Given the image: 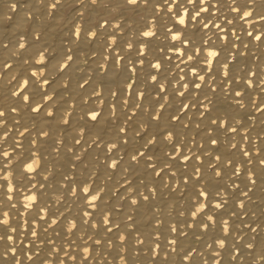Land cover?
Here are the masks:
<instances>
[{
	"label": "snow or ice",
	"instance_id": "1",
	"mask_svg": "<svg viewBox=\"0 0 264 264\" xmlns=\"http://www.w3.org/2000/svg\"><path fill=\"white\" fill-rule=\"evenodd\" d=\"M18 3L19 0H9L11 12L17 11ZM99 3L100 0H94V4ZM59 6L60 3L55 0L48 5L52 10H57ZM124 7L127 12L134 13L138 8L143 9L142 23L133 27L127 20L126 23L113 25L112 17L106 19L103 26L97 21L93 25L95 32H92L88 20L87 27L85 23L80 24L79 31L75 25L73 27L71 35L75 39L72 42L77 38L80 42H104L106 39L103 62L98 63V70L104 76L119 73L123 76V82L118 83L116 89L108 88L106 95L105 88L94 84L87 94L84 115L80 117L83 124L79 123L75 128L71 126L72 132L79 137L74 139L71 147L65 146L66 136L62 138L57 133L65 130L62 126L70 124L77 105L67 106L60 116L56 115L57 107H53L55 111H48L50 106L62 101V96L57 98L53 88L56 82L48 73L51 56L44 51L47 42L44 47L37 46L40 45L41 32L32 33L31 43L27 35L22 34L23 39L18 37L17 46L22 47L26 55L20 63L16 61L14 64L22 69L27 79H20L12 93L18 98V106L0 111V118L7 117L9 110L20 114L27 109V113L42 122L22 126L13 140L14 146L8 144V150L0 149V242L11 239L12 244H16L19 237V242L24 243L25 238L30 237L20 255L21 259L9 260V264H22L25 256L28 261H34L46 246H50L45 253L50 264H90L93 257L102 254L98 249L104 247L116 252L118 258L123 257L124 264H129L125 255L129 252V242L133 245L132 255H140L135 246H144L143 251L147 249V256H162L158 264H221L222 251L231 250V260L235 261L238 255L234 257L233 253L241 250V247L246 248L245 243L240 246L236 243L237 240L245 241L249 235L244 229L253 234L264 231V219L261 218L264 213L253 211L249 206L252 201L249 193L257 187V177H264V155L259 159L260 168H248L246 179L233 182L234 177H240L245 172L246 162L249 165L255 163L253 153L259 155L264 147L255 143L252 134L257 116L249 115L247 120L250 123L245 122L248 111L264 112L261 97L264 94V72L261 71L264 63H252L248 69L245 62L250 50L264 48V28L257 27L260 21H264V0H125ZM225 7L227 14L222 12ZM80 16L85 17V14ZM109 27L122 34L131 30L129 38L120 47H114L120 41L116 34H108ZM100 29L105 31L101 33ZM110 43L111 50L106 52ZM113 51L116 60L112 71H109ZM56 53L57 64H63L66 70L71 62L76 63L75 58L80 56L81 51L76 45ZM94 53L95 56L99 55L97 51H92L91 55ZM41 54L45 57L43 61L38 60ZM88 55L89 52H86L85 56ZM64 61L69 62L64 64ZM81 63L88 64V60ZM12 66L7 65L8 68ZM253 68L256 70L253 71ZM3 75L0 73V78ZM91 79H84L80 87L88 85ZM44 82L47 88L51 87L53 95L41 90ZM20 84L24 87L21 88ZM150 84L153 85L151 89ZM174 84L176 87H173ZM121 89L125 93L123 107L127 108L135 92L136 103L131 112L133 109L137 111L132 112L133 116L143 107V114L135 121L139 130L134 128L129 131L132 117H128L112 130L111 135L106 134L103 128L94 132L93 128L101 122L106 123L117 117L119 110L115 104H111L107 112L104 105L109 97L115 99ZM149 91L153 98L142 106L140 101L148 96ZM2 93L0 89V95ZM161 93L166 94L153 111V100L159 99ZM46 97L47 102H44ZM93 97L98 98L94 106L89 103ZM221 102L227 105L223 111L219 106ZM166 106H175L174 112L165 113ZM113 108L116 109L115 113ZM0 121L4 122L0 123V128L7 125V119ZM259 123L264 125V119ZM189 126H192L191 131H186ZM33 129L39 130L25 146V133H31ZM145 132L148 135L141 143L137 137ZM255 133V139L264 136V130ZM86 136L88 145L105 149L104 182L97 185L94 179L98 172L93 169L99 168V163L91 167L90 173L85 171L88 167L85 166L83 171L78 170V177L68 172L62 180L55 181L54 165L51 164V171L50 164L47 168L43 167L44 153L50 148L48 155L55 154L61 159L65 157L63 149L72 154V160L79 162L85 156L88 145L81 148L79 155L74 148ZM206 144L214 146L215 150L213 147L205 148ZM151 146H158L159 150L152 151ZM125 152L127 161H124ZM109 153L113 155L109 157ZM37 158L39 166L34 170L28 169L29 162ZM122 162L124 167L119 171V185L118 188L113 186L112 195L121 187H128L122 196L117 197L116 203L111 204L112 196L104 195L108 188L106 181L114 179L112 170H118ZM133 163L137 168L135 172ZM69 167L76 169L77 165L72 163ZM138 173H142L143 179ZM157 177L160 179L157 180ZM9 179L12 181L11 187ZM134 180L137 182L134 183ZM55 183H59L60 187L53 193L60 195L53 197L52 193L51 199L55 204H60L66 196H70L74 211L72 208L62 211L54 209L48 202L46 189L54 188ZM42 189L45 191H40ZM261 190L264 191V188ZM161 192L171 198L166 206L160 200ZM185 192L187 199L179 200L182 210L176 213L178 199L172 198L173 193L183 198ZM153 199L158 203L150 209ZM124 200H128L129 204L121 216L118 210L123 207L120 201ZM142 210L150 213L146 225L149 230L141 226ZM250 214V219L245 223L244 218ZM114 230L118 235L110 237ZM116 241L120 242L119 245ZM33 243L37 245L34 250ZM201 243H204L206 251L197 253V249L191 245ZM92 245L98 246L97 249L94 250ZM0 249L8 251L10 248L4 244ZM17 251L18 248H15ZM208 251L215 259H204ZM0 255L3 256L2 251ZM52 256L56 258L54 261L51 260ZM149 261L150 264H157L155 259ZM36 264L41 262L36 259Z\"/></svg>",
	"mask_w": 264,
	"mask_h": 264
},
{
	"label": "bare ground",
	"instance_id": "2",
	"mask_svg": "<svg viewBox=\"0 0 264 264\" xmlns=\"http://www.w3.org/2000/svg\"><path fill=\"white\" fill-rule=\"evenodd\" d=\"M87 2V0H86ZM125 3V0H109V4L108 7H97V6H91L87 13L85 14V17H81L79 15H77V13L80 11L81 8L84 7V5L77 3V0H66V2L64 3V5L59 6L57 10H53V19L50 22V24L45 27L44 31H42V35H41V42H47L46 46L48 44H52V46L55 48L56 51L58 50H66L67 49V45L65 44V41H67L68 43H71L72 40L75 39L74 36L71 35L72 31H73V27L75 25V23H77L78 21H80V24L83 25L85 23L86 27H87V20L89 23L91 24H95L97 21H102L103 19L107 18V14H109L111 12V8L113 7H117L120 6V10L119 12H117L114 16L113 19H119L120 18V23L123 22H127L132 24L133 27H136L138 24L142 23L141 17L144 15V10L141 8H138L136 10V13L134 12H127V9L123 6ZM37 7V0H19L18 6H17V11L16 12H11L10 8H9V0H0V21H4V23H0V60H3V53L8 51V48H11L13 46H15L17 44V40L18 37L20 35H27L30 43L32 42V32H33V27L34 25L38 22L36 19V16L34 15L32 20L29 22V25L26 26L25 28V24H26V15L25 13L27 11H31L33 8ZM47 9H44L43 12L41 14H46ZM222 12L224 14H227V8L225 7L224 9H222ZM11 17V19H7V17ZM61 17L62 18V22L60 24H55L56 22V18L57 17ZM73 17H75V19H72ZM129 17H131V19H129ZM84 19V20H82ZM69 21H72V23L70 24ZM135 21V23H134ZM258 28H264V21H260L257 25ZM18 28H25V30H19L17 31ZM110 29V27H109ZM108 29V34H116L118 36V39L120 41V44L114 47H120L121 45H123V43L125 42V40L127 38H129V33L131 30H126L125 33H120L118 31L115 30H111L109 31ZM105 31V29H100V32L103 33ZM68 33L67 36H65V33ZM8 41V47H3V41ZM107 43L106 39L104 42H100L99 40H94L91 42H79L78 43V47L80 51H83L84 54H86V52H89V55L86 56L85 58L88 60V64L87 65H79V64H75V62H71L69 69L64 70V72L58 73L56 78L53 79V82L55 83L57 80L62 79L65 75L70 76V82L67 88H60L57 90V98L62 96V101L60 103L57 104V110H56V115L60 116L61 112L64 110V108H66L68 106L69 101L75 99L76 100V113H74L73 117L71 118L70 124L66 125V126H62L65 130L61 129L60 133H57V135H62L66 136L65 139V146H69L71 147V145L74 143V139H78L79 137L76 135H72V129L71 126L73 128L77 127L79 123H81V125L83 124V121L80 120V117H82L84 115V104H83V97L85 95H87L90 90H92V88L94 87V84H98L100 87L105 88L106 92L105 95L107 94V89L108 88H112V89H116L117 88V84L118 83H122L123 82V76L119 73H112L109 74L108 76H104L103 73L100 74L99 70H98V63L99 62H103V56H104V52H105V44ZM39 46V44L37 45ZM92 51H97L99 53V55L97 56H92L91 52ZM21 57L19 59L12 57V59H17V63H20L23 59V57L26 55L25 51L22 50L21 51ZM57 56V53L54 56H51L50 59H55ZM256 57H259V59H256ZM75 59H80V56L77 55ZM115 60H116V53L113 51L112 52V59L111 61H109V71H112V65L115 64ZM126 60L127 58H125V73H127V67H126ZM8 61L5 60L4 63H7ZM248 65V69L251 68L252 63H264V48L257 50L253 49L249 51L248 54V58L245 61ZM75 64V67H73V65ZM83 64V63H82ZM243 66V62L241 63V67ZM17 67V64H13L12 68H8L6 70H4V77L8 76V73L15 70ZM80 67H84V71L83 72H79L78 69ZM183 67V66H182ZM3 66L0 65V69H2ZM91 71V75H92V79L90 80L88 85H84L83 87H80L81 84H83V80L87 79L89 74ZM262 75H264V73H262ZM23 76V72H21V76L17 77V80L12 81L11 84H7V86L5 88H2L3 93L2 95H0V100H5L6 97H10V90L13 89L14 87H16L17 83L19 82V80L21 79V77ZM133 79H135V76L133 77ZM257 81L259 80V72L257 77L255 78ZM53 87H56L55 85H53ZM143 87V85L141 86ZM153 87V85H149V89H151ZM259 87V85H257V88ZM48 90H51V87L48 88ZM65 92L69 93L67 97L64 98L65 96ZM77 92H79V95H77ZM249 92H251V90H249ZM166 93H161V96L159 99H154L153 100V111H155V105L162 102L163 96ZM125 95L123 89H121V91L119 92V95L115 98L112 99L111 97H109L106 101H105V105H104V111L107 112L109 111V106L111 104H115L119 110V113L117 115V117H115L114 119H109L106 123L101 122L99 125H97L95 128H93V131H98L99 129L103 128V130L106 132V134L111 135L112 134V130L115 128H118V126H120L121 124H123V121L125 119H127L128 117H132V119L129 121V131H132V129H136L137 131L138 129V125L135 123V121L138 119L139 115L143 114V107H141L140 110H138V113L136 116H133L132 112H131V108L135 106L136 103V96H135V92L133 91V95L130 97L131 103L129 104L128 108L123 107V96ZM262 97V101H264V94H261ZM64 98V99H63ZM152 93L151 91H149L148 96L145 97L144 100L140 101L141 105L143 106L144 104H146L148 102L149 99H152ZM18 99V98H16ZM96 99H98L97 97H93L92 100L89 102L91 103L93 106L95 105V101ZM172 99H175V94H173ZM99 103V102H97ZM4 104H0V107H4ZM16 106V105H14ZM221 110H225L227 108V105L223 102H221V104L219 105ZM249 108H250V100H249ZM175 106H173L172 108H169L168 106H166L164 112L167 113L169 111H173L174 112ZM190 111H195V109H189ZM52 111H55V109H52ZM243 111V110H241ZM28 110L25 109V111L23 113L17 114V113H12L10 110L8 111V115L5 118H0V119H7V125L3 128H0V135H2L4 132L8 131V126H11V131L9 132V135L7 137V139L5 140L4 144L0 145V149L4 148L6 145H8L9 143L13 144V140L14 137H16L19 134V131L22 130V126H27L29 123H41L42 121L39 120V118L34 117L32 114L27 113ZM256 115L257 116V123L256 125H254L253 127V135H255V132H260L261 130H264V125H261L259 123V121L261 119H264V112H255L254 110L248 111L247 115L245 116V122L246 123H250V121L247 120V116L249 115ZM14 117V119H13ZM184 116L183 114L181 115V119H183ZM16 121H19V123H17ZM73 124V125H72ZM191 127L189 126V128L186 131H191ZM39 129H33L31 133H25V137L23 139V142L25 144V146L28 145V141H30V139L32 138L33 133L37 132ZM133 135H135V133H133ZM148 133H142L140 137H137L138 140L141 141V143H143L144 139H146ZM43 140V138H41ZM189 139H191V137H189ZM237 139H239V137H237ZM49 143H53V141H49ZM89 144V141L87 139V136L85 137V139L83 141H81L80 144H76L75 148H74V152L75 153H79V151L81 150V148L87 147V145ZM99 144V142H98ZM259 145H264V137H260L259 141H258ZM251 146V145H250ZM47 147V146H45ZM208 147H213V150H215L214 146H210V145H205V148ZM151 150L152 151H158L159 148L158 146H151ZM195 150V148H194ZM204 149H201V151H203ZM17 151H20L19 149H17ZM48 151H51L50 148H48ZM48 151H46L44 153L45 156H47L48 158L44 160L43 163V167L47 168L49 164L54 165V172H55V176H54V180L55 181H60L63 179V176L66 175L68 172H71V175H77V177L79 176V169L80 171H83L85 166H88L87 168H85L86 172L90 173L91 167H93L95 164L99 163L100 167L99 168H94L93 170L98 172L97 176L94 178L95 182L97 185H100L102 183V178L104 177L105 174V170L106 167L104 165V163H102L101 161L104 160V156H105V149L103 147H98L97 145H92L91 147H87V151L85 153V156L82 158L81 161L77 162L71 159V155L72 154H68L66 152H64V150L62 149V154L65 155V157H62L61 159H59L57 156H55V154L53 155H48ZM27 155V154H26ZM109 157L113 154H108ZM264 155V147H262L261 153L258 155L256 153H253L252 159L255 162L252 165L247 164L246 162V169L245 172L241 174L240 177H234L233 178V182L239 183L240 180L242 178L246 179V172L248 168H253V169H257L260 168L261 166L259 165V159L260 156ZM95 157H98L99 159H96ZM91 161V164H89V161ZM128 160V155L127 152H125L124 154V161ZM75 163L77 165L76 169H71L69 166ZM193 163H195V161H193ZM124 167V162L121 163V166L118 170H112L113 171V176L114 179L110 180V181H106L107 183V191L104 194L105 196H112V199L109 201V203L114 204L116 203V199L119 196H122L124 194V192L127 189V185H125L124 187H121L119 189L118 192H116V194L113 196L112 195V188L113 186L116 184V180L119 179L118 175H119V171H122ZM137 170L135 164L133 163V171L135 172ZM40 171V170H38ZM47 174V173H45ZM139 175H141V178L143 179V175L142 173H138ZM131 178V177H130ZM157 180L160 179V177L156 178ZM175 178H173L174 180ZM43 182V181H41ZM122 183V181H120ZM134 183H136L137 181L134 180ZM60 187L59 183H55V187L54 188H47L46 191L48 193V196L46 197V199L48 200V202L50 204L53 205L54 209H59V210H64L65 208H72L73 211L74 209V205L72 204V198L70 196H66L65 201H62L59 205L55 204V201H53L51 199L52 193L58 189ZM70 187V186H69ZM264 188V177L258 176L257 177V187L255 189H253L249 195L252 196V201L250 203V207L252 208L253 211H257L260 213H264V191H262L261 189ZM247 190V189H245ZM40 191H45V189H42ZM67 191V190H66ZM229 192H231V189H228ZM238 191V190H237ZM172 198H177L178 199V204H177V208H176V213H178L179 211L182 210L181 205L179 203L180 199H187V192H185V195L183 198H180L177 196V193H173V197ZM168 199H171L170 197H167L165 192H161L160 194V200L164 202L165 206L167 204ZM211 200V198H210ZM25 203H27V201H25ZM158 203V201L156 199H153V203L151 207L155 206ZM189 203H191V201H189ZM120 204L123 205V207L118 210L119 214L122 216L124 214V212L127 210V206L129 204L128 200H124V201H120ZM120 206V205H118ZM211 207V205H210ZM208 211V210H206ZM65 215L67 216L68 213H65ZM150 215V213L147 212V210H142L140 213V223L141 226L144 228V230H149L148 227H146L147 225V219L148 216ZM165 215H166V207H165ZM251 214L249 215V217H245L244 221L245 223L248 222V220L250 219ZM262 219H264V215L261 216ZM191 219V218H189ZM13 223H15V220L13 221ZM151 223V222H148ZM255 226V222H253V227ZM5 234L6 233V229H4ZM244 231H248L249 235L245 237V241L237 243L238 246L242 245L243 243L249 242L250 238L252 236L255 237L256 243H257V248L253 249V250H248L244 247H241L240 253L237 256V260L233 261L231 260V250L229 251H222V261L221 264H238L240 256H245L249 251H251V259L255 258V254L257 249H259L260 245L264 244V231H258L256 233H251L250 230L248 229H244ZM243 234V233H241ZM118 235V232L116 230H114L112 233H110V237L116 236ZM190 235H191V231H190ZM28 239H30V237H26L24 243H20L19 242V237L17 238V243L16 244H12L8 241H3L0 242V248H3L4 244H7V246L9 248L11 247H16L17 244L19 245L18 251L16 253V255H11L10 254V260L14 261L16 259L17 255H21L23 253V251L25 250V245L27 244ZM193 239H195V237H193ZM117 245H119V241H116ZM93 249H97L98 246L96 245H92ZM37 247V245L35 243H33V250ZM137 251H139L140 255L137 257H133L132 255V248L133 245L131 244V242H129V252L127 253L128 259H129V264H150L149 259H155L157 261V264L159 262V260H161L163 257H156V258H151L149 256H147L145 253L147 252V249H145V252L143 251V247L144 246H135ZM191 247H194L197 249V253L204 251V243L201 244H193L191 245ZM47 250H50V246H46V248L44 250H42L36 257V259H38L41 264H43V261L47 260L49 257L45 254ZM102 254L103 255L105 252L108 253L109 256L111 257H115L116 259H118V255L116 252H114L113 250H109L106 247L102 248ZM182 255V254H181ZM205 257H207L209 260L215 259V257H213L211 255V252H205ZM36 259H34V261H27L26 256L24 257V259L22 260V264H25V262H27V264H36ZM66 259V258H65ZM251 259L248 260L247 264H251ZM0 264H9V260L5 259L2 255H0ZM95 264H99V258H97V260L95 261ZM104 264H108V261L105 260ZM113 264H115V262H113Z\"/></svg>",
	"mask_w": 264,
	"mask_h": 264
},
{
	"label": "clouds",
	"instance_id": "3",
	"mask_svg": "<svg viewBox=\"0 0 264 264\" xmlns=\"http://www.w3.org/2000/svg\"><path fill=\"white\" fill-rule=\"evenodd\" d=\"M53 2H54V0H37V7L33 8L31 11H27L25 13V15H26L25 28H26L27 25H29V22L32 20L33 16L35 15L38 22L34 25L32 33L39 34L40 32L44 31L45 27H47L50 24V22L52 21V19H53V10L48 7V5L53 3ZM55 2L60 3V6H62L66 2V0H62V2H61V0H55ZM77 3L84 5V7L81 8L80 11L77 13V15L80 16V14H86L88 9L91 6L108 7L109 0H100L99 4H94V0H87V2H86V0H77ZM44 9H47L46 14H41ZM119 10H120V6L111 8V12L109 14H107V18L106 19L112 18L117 12H119ZM72 19H75V17H73ZM106 19H103L102 21H100L102 26H103V23H104V21ZM80 21L75 23V27H76L77 31H79ZM61 22H62V18L60 16L57 17L55 24L58 25ZM0 23H4V21H0ZM69 23L71 24L72 21H69ZM112 23H113V25L119 24L120 23V19H113ZM93 25L94 24H90L89 26L91 27L92 32H95L96 28ZM25 28H18L17 31L25 30ZM111 30L112 29L110 28L109 31H111ZM67 35H68V33L66 32L65 36H67ZM20 36H21V39H23V36L22 35H20ZM110 39H115V37H111ZM79 42L80 41L77 38L75 40V42L68 43L67 41H65V44L67 45V49H69V48H72V47L78 45ZM44 44H45V42H41L39 46L40 47H44ZM2 46L7 48L8 47V41H6V40L3 41ZM111 47H112V45L110 43L109 44V48L106 49V52L110 51ZM49 49H51L50 52H49ZM22 50H23V48L17 46V44H16L15 46H13L11 48H8V51L3 53V60H0V65H2L3 68L0 69V73H4V70L8 69L7 65H13L17 61V59H19L21 57L20 54H21ZM44 51L47 52L50 56H54L56 54V50L52 46V44H48L47 47L44 48ZM117 52H119V49H117ZM93 56H95V53L93 54ZM12 57H15L17 59H12ZM85 57L86 56H85L84 52L81 51L80 59H78L75 64L87 65L85 63H83V64L81 63V61L86 59ZM44 58H45L44 54H41L38 57V60L39 61H43ZM5 60L8 61L6 64L4 63ZM68 62L69 61H64V64H66ZM75 64L73 65V67H75ZM21 70H22L21 68L17 67L15 70L9 72L7 77H4V75H3V77L0 78V89L5 88L7 86V84H11V82L14 81V79H17V77L20 76L19 73L21 72ZM255 70L256 69L253 68V71H255ZM32 71H35V69H32ZM78 71L79 72H83L84 71V67H80L78 69ZM261 71L264 72V68H262ZM61 72H64L63 64L58 65L57 64V59L56 58L52 59L51 62L49 63V65H48V73H49L50 78L51 79H55L57 74L61 73ZM42 74H43V71H41V75ZM88 78L89 79L92 78L91 71H90V74H89ZM21 79L26 80L27 79V75L22 76ZM37 79H39V77ZM70 79H71L70 76L65 75L62 79H59V80L56 81V84H55L56 87H53V88L57 92L58 89L63 88L65 86H68L69 82H70ZM20 87L23 88L24 85L20 84ZM173 87H176V85L174 84ZM15 89H16V87H14L13 89L10 90V97H6L5 100L0 101V103L5 105L4 107L0 108V111H7L9 108H15V107L18 106L17 105V99H16L17 97L12 94ZM41 90L47 92L48 95H53V91L52 90H48L46 82H44V86L41 88ZM68 94L69 93L65 92L64 98L69 96ZM77 95H79V92H77ZM166 99H167V97H166ZM82 101H83V104H86L88 102L87 95H85L83 97ZM44 102H47V97L45 98ZM72 104H76V100L75 99L69 101L68 106H71ZM14 105H16V106H14ZM56 106L57 105L50 106L48 111L51 112L53 107H56ZM125 108H127V107H125ZM115 111H116V109L113 108V112L114 113H115ZM136 111H137L136 109L132 110L133 113H135ZM0 123H4V122L0 121ZM145 127H147V126L145 125ZM10 131H11V126L9 125L8 126V131H6L2 135H0V144H3V141L5 139H7ZM47 131H48V129H46V132ZM82 131H83V129L81 128V132ZM33 135H35V133H33ZM72 135H76V133L72 132ZM253 137H254L255 143L258 144V141H259L260 138L259 139H255V135H253ZM261 137H264V136H261ZM9 144H11V143H9ZM90 146L91 145H88V147H90ZM33 147H35V145H33ZM4 148L6 150H8V145H6ZM76 154L79 155L80 151H79V153H76ZM109 154H111V153H109ZM47 158L48 157L46 156L45 159H47ZM101 162L104 163V160H102ZM0 163H2V161H0ZM9 163H11V161H9ZM39 163H40V161L37 158V159L29 162V164L27 165V168L34 170L36 167L39 166ZM51 170H52V165L50 164L49 165V171H51ZM8 175L10 176L11 173H9ZM104 179L105 178L103 177L102 178V183L104 182ZM119 180H120V177H119V179L116 180V184L114 185V186H117V188H118V185H119ZM11 184H12V181H11V179H9V187H11ZM221 191H223V189H221ZM59 195L60 194H58V193H53V197H57ZM34 196H35V193H33V197ZM57 205H59V204H57ZM21 239H23V237ZM8 242L12 243L11 239ZM240 242H241L240 240L236 241V243H240ZM245 244H246V249H248V250H253V249L257 248V243H256L255 238H253L250 243L246 242ZM18 246L19 245L17 244L16 247H11L8 251H4L3 249H0V251L3 252V257L5 259L10 260V258H11L10 254L11 255H16L15 248H17ZM109 250H111V249L109 248ZM101 251H102V249H98V252H101ZM193 251H195V249ZM204 251H206V250H204ZM204 251H202V252H204ZM239 253H240V250L237 249L236 252L233 253V256L235 257V256L239 255ZM125 255H127V254H125ZM189 255L191 256L192 253H189ZM133 257L135 258L137 256L133 255ZM97 258H99V264H104L105 260L108 261V264H113V262H115V264H124L123 257L118 258V259H114V257L109 256L107 252H105L103 255H98L96 257H93L92 260L90 261V264H95V261L97 260ZM20 259H21V257L19 255H17L16 256V260L19 261ZM55 259H56L55 256L51 257L52 261H54ZM204 259L207 260V257H204ZM249 259H251V251H249L245 256H240L238 264H247ZM25 264H27V262H25ZM44 264H50V260H48V259L45 260ZM213 264H215V262H213ZM251 264H264V244L260 245L259 249H257L256 254H255V258L251 259Z\"/></svg>",
	"mask_w": 264,
	"mask_h": 264
}]
</instances>
